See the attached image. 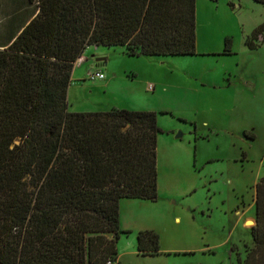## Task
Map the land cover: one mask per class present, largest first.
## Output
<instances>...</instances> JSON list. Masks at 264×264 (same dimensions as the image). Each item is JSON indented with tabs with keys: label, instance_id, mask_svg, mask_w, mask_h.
Listing matches in <instances>:
<instances>
[{
	"label": "trees",
	"instance_id": "1",
	"mask_svg": "<svg viewBox=\"0 0 264 264\" xmlns=\"http://www.w3.org/2000/svg\"><path fill=\"white\" fill-rule=\"evenodd\" d=\"M37 3L36 16L0 45V264H120L118 244L130 233L122 200H160L163 131L153 111L71 112L74 70L94 46L197 55V0ZM263 29L248 36L251 50ZM255 211L244 264H264V176ZM138 251L159 255V234L140 231Z\"/></svg>",
	"mask_w": 264,
	"mask_h": 264
},
{
	"label": "rangeland",
	"instance_id": "2",
	"mask_svg": "<svg viewBox=\"0 0 264 264\" xmlns=\"http://www.w3.org/2000/svg\"><path fill=\"white\" fill-rule=\"evenodd\" d=\"M197 11V55L131 57L123 47L101 46L76 67L71 112L153 111L163 131L160 200H124L123 224L132 232L118 244L122 264H244L253 247L256 221H246L256 218V185L264 176V29L257 50L246 40L264 27V4L198 0ZM37 13V0H0V45ZM98 58L108 66L97 67ZM100 70L105 81L88 80ZM138 229L159 234L161 256L127 253L129 241L138 249Z\"/></svg>",
	"mask_w": 264,
	"mask_h": 264
},
{
	"label": "crops",
	"instance_id": "3",
	"mask_svg": "<svg viewBox=\"0 0 264 264\" xmlns=\"http://www.w3.org/2000/svg\"><path fill=\"white\" fill-rule=\"evenodd\" d=\"M197 4H198V0H197ZM197 15H198V11H197ZM197 20H198V17H197ZM98 48H99V46H94V47H90L87 51H86V53L83 55V58H84V61L83 62H87V61H91L90 60V58H91V55L92 54H94V53H96L97 52V50H98ZM162 58H165V57H162ZM82 62V63H83ZM95 62H96V60H95ZM97 64V63H96ZM104 66H108V60L106 61V63H105V65ZM77 67V66H76ZM76 71H77V68H75V70H74V74L76 73ZM100 71H102V70H100ZM74 74H73V82H72V86H71V89L70 90H72L73 89V87H75L73 84H74ZM79 84V83H78ZM112 84H113V82L111 81V82H109V83H107L106 84V86H105V88L106 89H111V87H112ZM113 109H122V108H120V107H113ZM131 110V109H130ZM259 183V182H258ZM255 195H256V193H255ZM255 198V197H254ZM123 202H124V200H122V202H121V227H122V229L124 230V231H129L130 233L132 232V227H130L129 225H126V224H123ZM254 204H255V202H254ZM130 209V207L129 206H127L126 208H125V210L127 211V210H129ZM239 213H240V211H239ZM129 219V217H127V220ZM255 221V219H248L247 221H246V224L248 225V221ZM148 230V229H147ZM140 231H146V230H143V229H138V234H139V232ZM123 236V235H122ZM122 239V238H121ZM120 239V244H121V242L123 241V240H121ZM123 245V244H122ZM119 248H120V245H119ZM135 250H134V249ZM124 249L127 251V253H133V254H135V255H137V256H142L140 253H139V251H138V249H137V251H136V246L135 245H133V243L131 242V241H129L127 244H125V246H124ZM119 251H120V249H119ZM162 249H161V253L159 254V255H155V256H142V257H158V256H161L162 255ZM121 256L119 255V263L120 264H122L121 263V258L123 259V255H124V253H123V249H122V247H121ZM146 264H150V263H146ZM157 264H159V263H157Z\"/></svg>",
	"mask_w": 264,
	"mask_h": 264
},
{
	"label": "built area",
	"instance_id": "4",
	"mask_svg": "<svg viewBox=\"0 0 264 264\" xmlns=\"http://www.w3.org/2000/svg\"><path fill=\"white\" fill-rule=\"evenodd\" d=\"M84 61V58H80L79 61L77 62V65L78 63H82ZM106 79V75L104 72L102 71H96L94 73L91 74V76L89 77L88 80L92 81V82H97V81H105ZM111 264V263H110Z\"/></svg>",
	"mask_w": 264,
	"mask_h": 264
},
{
	"label": "water",
	"instance_id": "5",
	"mask_svg": "<svg viewBox=\"0 0 264 264\" xmlns=\"http://www.w3.org/2000/svg\"><path fill=\"white\" fill-rule=\"evenodd\" d=\"M106 61H107L106 58H98V59H96L97 67H102V66H104L105 63H106ZM181 136H182V134H179L177 137L179 138V137H181Z\"/></svg>",
	"mask_w": 264,
	"mask_h": 264
}]
</instances>
